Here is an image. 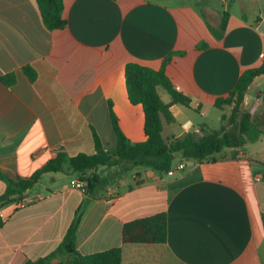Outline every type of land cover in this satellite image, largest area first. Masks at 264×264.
Returning <instances> with one entry per match:
<instances>
[{"label": "crops", "instance_id": "1", "mask_svg": "<svg viewBox=\"0 0 264 264\" xmlns=\"http://www.w3.org/2000/svg\"><path fill=\"white\" fill-rule=\"evenodd\" d=\"M219 2L63 0L65 27L48 29L36 0H0V77L16 78L12 85L0 79V171L29 177L58 153L91 154L94 132L112 152L111 113L130 141L144 140L143 106L131 103L126 90L130 62L157 70L171 56L165 73L191 99L189 107L170 105L174 119L162 118L164 138L219 128L229 105L218 108L215 99L264 61V0ZM223 12L228 20L217 37L210 26L218 29ZM25 65L37 73L32 82ZM263 77L253 79L240 106L260 122L255 112L264 89L252 91V84ZM157 91L170 102L164 88ZM262 125L255 141L225 147L213 161L177 158L169 173L99 166L109 181L95 197L75 186L86 179L79 173L44 172L0 209V264H37L61 243L76 214L82 254L120 247L121 264H264V180L256 179L264 175ZM5 188L0 180V194ZM21 199L28 202L17 206ZM161 212L164 243L122 241L124 223Z\"/></svg>", "mask_w": 264, "mask_h": 264}, {"label": "trees", "instance_id": "2", "mask_svg": "<svg viewBox=\"0 0 264 264\" xmlns=\"http://www.w3.org/2000/svg\"><path fill=\"white\" fill-rule=\"evenodd\" d=\"M36 2L43 22L48 29L65 27L67 22L63 16V0H36ZM227 20L228 13L223 12L218 29L210 26L215 36H222ZM170 57L165 58L161 68L157 70L135 62L127 63L125 66L128 98L131 103H140L143 106L144 140L130 141L121 131L116 116L111 113L117 136V144L112 152H106L102 149L100 140L94 132L95 152L91 154L78 153L69 156L65 153H58L29 177L13 179L0 171V180L6 184L4 192L0 194V209L11 201L20 198L28 189L32 188L44 172H59L67 168L79 173L90 181L89 184H86V189L95 197L98 191L103 189L109 181L108 176H102L96 171L99 166H117V173L129 171L137 166L149 168L159 173H168L173 169L177 158L192 159L199 162L213 161L215 155L223 148L243 146L259 137L262 133L261 124L264 120L260 122L252 118L251 114L248 111H242L240 106L245 91L253 79L264 74V61L256 67L244 70L233 89L226 96L215 99L214 103L218 108L223 105H233L228 118V127L221 125L205 134L191 132L183 137L164 138L162 135V118L166 121H173L174 119L169 110L170 105L181 104L189 107L191 102L189 96L173 87L171 80L165 73V64L170 60ZM22 71L31 82L37 77L36 71L29 65L23 66ZM0 79L6 85H12L16 80L14 73L2 75ZM157 87H162L168 92L170 95L169 103H165L161 99ZM79 223L80 215L76 214L61 243L54 251L36 263L48 264L55 257H59L60 262L57 264H121L120 247L91 254L80 253L76 247ZM262 224L264 228V213L262 214ZM121 236L125 243H164L167 236L165 212L124 223Z\"/></svg>", "mask_w": 264, "mask_h": 264}, {"label": "rangeland", "instance_id": "3", "mask_svg": "<svg viewBox=\"0 0 264 264\" xmlns=\"http://www.w3.org/2000/svg\"><path fill=\"white\" fill-rule=\"evenodd\" d=\"M188 1H191V2H194L195 0H188ZM203 1V0H202ZM218 6L219 7H222V5L220 4V2H219V0H218ZM162 90H163V88L162 87H160ZM264 89V77L262 78V79H259L258 81H256V82H254L253 84H252V91H255L256 89ZM258 96H259V101H258V107H256V112H255V114H256V116H257V118H260V120H264V105H263V99H262V97H263V91L262 92H260L259 94H258ZM232 106L233 105H229V106H225L224 108H223V111H222V113H221V115H222V117H221V121L223 122V124H221V125H224V126H229V122H228V118H229V115H230V113H231V109H232ZM257 106V105H256ZM218 110V109H217ZM242 111H246V110H243V109H241ZM219 111V110H218ZM194 114L196 115L197 114V112H194ZM198 115V114H197ZM263 125H262V128H263V130H264V122L262 123ZM220 125V126H221ZM214 126L215 127H218L219 126V122H216L215 124H214ZM150 170V169H149ZM169 173V172H168Z\"/></svg>", "mask_w": 264, "mask_h": 264}, {"label": "built area", "instance_id": "4", "mask_svg": "<svg viewBox=\"0 0 264 264\" xmlns=\"http://www.w3.org/2000/svg\"><path fill=\"white\" fill-rule=\"evenodd\" d=\"M261 56H263V53H261ZM182 163H178L177 165H176V168H179V167H182ZM174 169V168H173ZM172 169V170H173ZM171 170V171H172ZM170 171V172H171ZM256 179L257 180H264V175H262V176H257L256 177ZM86 184H87V180L85 179V178H81V179H78V180H76V182H75V186L77 187V188H86ZM28 202V199H21V200H18V201H16V204H17V206H24L26 203Z\"/></svg>", "mask_w": 264, "mask_h": 264}, {"label": "water", "instance_id": "5", "mask_svg": "<svg viewBox=\"0 0 264 264\" xmlns=\"http://www.w3.org/2000/svg\"><path fill=\"white\" fill-rule=\"evenodd\" d=\"M90 183V181L89 180H87V184H89ZM32 264H35V263H32Z\"/></svg>", "mask_w": 264, "mask_h": 264}]
</instances>
